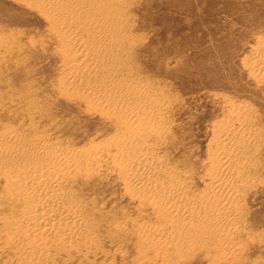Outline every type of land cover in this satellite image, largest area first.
Listing matches in <instances>:
<instances>
[{
  "label": "bare ground",
  "instance_id": "1",
  "mask_svg": "<svg viewBox=\"0 0 264 264\" xmlns=\"http://www.w3.org/2000/svg\"><path fill=\"white\" fill-rule=\"evenodd\" d=\"M29 6L47 23L56 45L62 75L56 93L85 113L101 114L112 133L79 149L71 140L43 134L51 120L1 130L2 242L10 233L16 236L8 246L31 241L38 248L15 258L45 264L52 258L43 251L48 239L87 238L82 191L92 193L101 171L115 172L138 218L149 220L135 232L137 242L154 253L142 261L237 263L241 245L235 237L245 232L242 198L255 171L250 154L257 141L244 111L228 104L203 160L194 161L192 153L177 157L181 142L172 134L171 100L135 73L139 38L129 0H31ZM247 68L253 79L264 81V44ZM37 109L30 107L23 117ZM113 220L109 226L119 228Z\"/></svg>",
  "mask_w": 264,
  "mask_h": 264
},
{
  "label": "rangeland",
  "instance_id": "2",
  "mask_svg": "<svg viewBox=\"0 0 264 264\" xmlns=\"http://www.w3.org/2000/svg\"><path fill=\"white\" fill-rule=\"evenodd\" d=\"M29 3L0 0V131L8 125L23 129L31 120L45 126L51 120L49 127L39 128L50 140H71L80 149L105 139L112 133L110 122L56 93L62 78L56 45L47 23ZM129 4L139 38L135 73L171 100L172 134L181 142L177 157L192 153L194 161L203 160L212 128L229 105L244 111L256 133L250 154L255 171L242 198L245 232L235 237L241 251L234 264H264V81L253 79L247 68L254 50L264 44V0H129ZM30 107L40 111L23 117ZM101 176L92 180V193L83 190L80 196L87 238L69 243L48 239L43 251L52 258L45 264H148L142 258L154 256L135 235L139 226L150 225L149 220L138 218L115 172L101 171ZM1 190L0 185V197ZM112 219L119 222V230L109 226ZM11 236L16 235L0 239V264H20L17 255L38 248L31 241L25 247L8 246ZM192 261L187 264H200Z\"/></svg>",
  "mask_w": 264,
  "mask_h": 264
}]
</instances>
